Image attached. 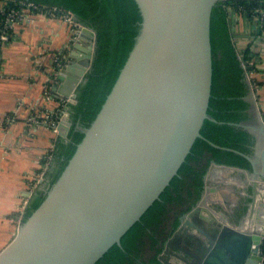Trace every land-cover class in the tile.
Segmentation results:
<instances>
[{
  "label": "water",
  "instance_id": "obj_1",
  "mask_svg": "<svg viewBox=\"0 0 264 264\" xmlns=\"http://www.w3.org/2000/svg\"><path fill=\"white\" fill-rule=\"evenodd\" d=\"M135 1L140 25L117 78L89 125H79L83 136L43 200L0 250V264H94L112 244L121 246V236L159 198L196 137H202L204 119L215 120L207 112L210 16L222 0ZM86 26L80 36L92 41V51L63 66L61 81L53 86L69 98L68 104L76 102L95 47V30ZM245 80L258 121L235 124L254 134V152L233 150L244 155L251 168L209 163L199 199L181 215L157 256L162 264H172L171 255L179 256L174 242L178 234L188 235L191 226L209 219L207 211L219 213L211 203L233 198L235 183L250 189L251 211L258 206L255 225L237 226L223 215L225 225L218 227L201 264H260L264 116ZM70 123L67 105L58 135L66 137Z\"/></svg>",
  "mask_w": 264,
  "mask_h": 264
},
{
  "label": "trees",
  "instance_id": "obj_2",
  "mask_svg": "<svg viewBox=\"0 0 264 264\" xmlns=\"http://www.w3.org/2000/svg\"><path fill=\"white\" fill-rule=\"evenodd\" d=\"M29 1L72 11L78 21L95 30L96 40L90 68L76 90V102L68 104L71 123L67 135L54 138L51 158L45 170V187L38 189L24 207L21 223L40 204L47 189L73 154L83 136L79 125L88 126L99 111L128 56L141 20L135 0ZM232 2L237 7L235 10L252 16L259 2L264 0H222L212 8V77L207 112L215 120L204 119L200 128L202 137H196L177 173L160 192L159 198L121 236V246L112 244L94 264H158L157 256L180 223L181 215L199 199L209 163L214 160L251 168L249 160L233 150L253 154L254 134L235 123L253 121L255 116L248 98L249 85L238 56L239 49L231 32L226 6ZM240 52L243 60L251 61L249 67L253 70L256 53L249 45Z\"/></svg>",
  "mask_w": 264,
  "mask_h": 264
},
{
  "label": "crops",
  "instance_id": "obj_3",
  "mask_svg": "<svg viewBox=\"0 0 264 264\" xmlns=\"http://www.w3.org/2000/svg\"><path fill=\"white\" fill-rule=\"evenodd\" d=\"M226 7L231 12L229 21L236 46L241 51L249 45L257 55L252 77L257 85L256 104L264 116V2H259L252 16L235 10L233 2ZM70 35L66 23L47 12L30 14L14 24L0 49V118L20 99L27 103L40 100L44 75L35 74L36 66L41 65L45 74L51 72L56 54L70 61L83 57L90 40L81 37L72 41ZM54 94L60 95L56 91ZM26 116L27 108L22 106L13 122H0V250L14 234L19 214L40 188L35 179L42 155L58 135L45 124L26 123Z\"/></svg>",
  "mask_w": 264,
  "mask_h": 264
},
{
  "label": "built area",
  "instance_id": "obj_4",
  "mask_svg": "<svg viewBox=\"0 0 264 264\" xmlns=\"http://www.w3.org/2000/svg\"><path fill=\"white\" fill-rule=\"evenodd\" d=\"M37 12H47L48 15L53 17H58L63 22H65L71 33L70 39H72V41L80 40L81 31L84 28H88L86 24L77 20V18L75 17L72 11L62 8L60 6L40 5L29 0H0V49L2 45L5 43V41H7V39L9 38V33H10L9 31L13 29L14 24L26 19L28 15ZM258 18H260V16ZM92 44L93 43L90 40V42L88 43L89 51H92ZM241 55L242 53L239 50L238 56L241 59V66L244 69V77L249 81V84L253 91V95L256 99L255 89L257 85L252 77L254 70L250 69L249 67L251 61L243 60L241 58ZM69 61L70 59L67 56H62L60 54L54 55L52 58L51 72H49L51 73V75H48L49 73L43 74V67H41V65L36 66L35 74L44 75L42 79L40 100L27 103L22 99H20L17 105L14 107V109L3 114L2 118H0V122L4 124H9L13 122L16 119V114L18 109L22 106H25L27 108V116L25 120L26 123L45 124L46 126L51 128V130L57 133L58 124L63 120L65 116L66 106L68 105L69 98L63 95L55 96L56 94H54V91L52 90V86L58 83L59 71ZM51 149L52 148L49 146L47 151L42 155L43 160L40 164L42 170L38 171L39 176H41V174L44 173L45 169L47 168V165L51 158V153H50ZM20 218H21V213L19 214L18 226L21 224ZM260 251H261L260 264H264V237Z\"/></svg>",
  "mask_w": 264,
  "mask_h": 264
},
{
  "label": "flooded vegetation",
  "instance_id": "obj_5",
  "mask_svg": "<svg viewBox=\"0 0 264 264\" xmlns=\"http://www.w3.org/2000/svg\"><path fill=\"white\" fill-rule=\"evenodd\" d=\"M237 174L238 176H242L241 173ZM224 185L229 186L228 183ZM249 193V188L235 183L232 191L233 198L230 199L231 196L229 199L226 198V200L231 201L230 203L228 201L223 204L211 203L213 208L219 213L207 211L209 219L202 221V223H195L197 227L191 226L188 235L182 236V234H178L174 242L180 247L176 249L179 256L171 255L169 257L170 262L172 264H201L218 232V227L221 224L225 225L223 218H221L223 215L227 216V221L237 226L251 227L255 225L258 206L255 205L251 211L252 206ZM158 264L162 263L158 261Z\"/></svg>",
  "mask_w": 264,
  "mask_h": 264
},
{
  "label": "rangeland",
  "instance_id": "obj_6",
  "mask_svg": "<svg viewBox=\"0 0 264 264\" xmlns=\"http://www.w3.org/2000/svg\"><path fill=\"white\" fill-rule=\"evenodd\" d=\"M252 110H253V113H254V116H255V119L253 120V122H255V123H257V121H258V119H257V111L255 110V108H252ZM58 135H56L55 137H57ZM53 142V141H52ZM50 147L52 148L53 147V143L50 145ZM49 154V153H48ZM50 161V160H49ZM48 165H49V163H48ZM48 165H47V167H48ZM47 169V168H46ZM45 169V170H46ZM42 170V168H41V166L39 167V169H38V171H41ZM40 177V178H39ZM37 178H39L38 180H37ZM35 181H38L39 183H38V186L40 187V188H44L45 187V183H46V176H45V171H44V173H42L41 174V176H39V174H38V176L36 177V179H35ZM39 188V189H40Z\"/></svg>",
  "mask_w": 264,
  "mask_h": 264
}]
</instances>
